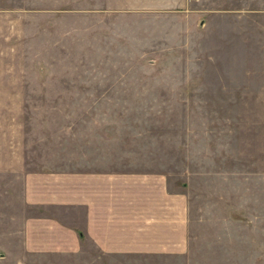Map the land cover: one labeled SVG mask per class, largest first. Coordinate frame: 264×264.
<instances>
[{
	"label": "rangeland",
	"instance_id": "rangeland-1",
	"mask_svg": "<svg viewBox=\"0 0 264 264\" xmlns=\"http://www.w3.org/2000/svg\"><path fill=\"white\" fill-rule=\"evenodd\" d=\"M92 170L164 173L186 251H25L23 177ZM0 264H264V0H0Z\"/></svg>",
	"mask_w": 264,
	"mask_h": 264
},
{
	"label": "crops",
	"instance_id": "crops-1",
	"mask_svg": "<svg viewBox=\"0 0 264 264\" xmlns=\"http://www.w3.org/2000/svg\"><path fill=\"white\" fill-rule=\"evenodd\" d=\"M47 182H51L50 189L44 187ZM45 190L51 191L49 200ZM22 198V207L36 213L25 216L22 223V247L28 252L96 250L103 256L181 253L187 248L186 197L180 189L171 190L161 172L26 175ZM77 212L81 215L73 221ZM76 229L82 230L81 239Z\"/></svg>",
	"mask_w": 264,
	"mask_h": 264
}]
</instances>
